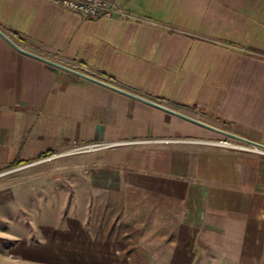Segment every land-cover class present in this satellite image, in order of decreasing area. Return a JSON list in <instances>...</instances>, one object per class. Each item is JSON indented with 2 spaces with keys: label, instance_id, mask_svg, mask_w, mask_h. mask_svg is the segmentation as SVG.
Returning a JSON list of instances; mask_svg holds the SVG:
<instances>
[{
  "label": "crops",
  "instance_id": "0c3cea01",
  "mask_svg": "<svg viewBox=\"0 0 264 264\" xmlns=\"http://www.w3.org/2000/svg\"><path fill=\"white\" fill-rule=\"evenodd\" d=\"M110 1L133 17L0 0V172L97 145L32 170L264 253V154L210 142L264 141V0Z\"/></svg>",
  "mask_w": 264,
  "mask_h": 264
},
{
  "label": "rangeland",
  "instance_id": "374dc122",
  "mask_svg": "<svg viewBox=\"0 0 264 264\" xmlns=\"http://www.w3.org/2000/svg\"><path fill=\"white\" fill-rule=\"evenodd\" d=\"M50 152L0 172V264H264V253H241L234 243L227 252L197 237L185 222L180 236L174 231L172 237L171 224L156 221L153 205L143 214L133 200L120 213L113 197L105 196L93 206L96 197L85 191L76 196L43 169L32 170L59 159H49Z\"/></svg>",
  "mask_w": 264,
  "mask_h": 264
},
{
  "label": "built area",
  "instance_id": "2783aa9c",
  "mask_svg": "<svg viewBox=\"0 0 264 264\" xmlns=\"http://www.w3.org/2000/svg\"><path fill=\"white\" fill-rule=\"evenodd\" d=\"M47 3H51L60 6L65 9L73 10L81 14L85 19L96 18H112V17H133V15L120 3L110 0H44ZM264 136V129L262 131ZM214 145L225 146L231 149H239L249 152H255L264 154V141L248 140L247 142H239L235 140L220 139L216 141H210ZM114 143H104L103 146H111ZM97 147V145H84L73 150H67L66 152H81L88 151ZM64 152V153H66ZM64 153L50 152V158L59 157Z\"/></svg>",
  "mask_w": 264,
  "mask_h": 264
},
{
  "label": "water",
  "instance_id": "95a60500",
  "mask_svg": "<svg viewBox=\"0 0 264 264\" xmlns=\"http://www.w3.org/2000/svg\"><path fill=\"white\" fill-rule=\"evenodd\" d=\"M0 32H2V31H0ZM3 34H5L4 32H2ZM47 61H49V62H51V63H53V64H55V65H59V66H61V67H63V68H66V69H68V70H70V71H72V72H74V73H76V74H79V75H81V76H83V77H87V78H92V79H94L93 77H91V76H89V75H87V74H84V73H81V72H78V71H76V70H74V69H71V68H68V67H65V66H62V65H60V64H58V63H56V62H54V61H51V60H49V59H46ZM98 80V79H97ZM118 88V87H117ZM122 90V89H121Z\"/></svg>",
  "mask_w": 264,
  "mask_h": 264
}]
</instances>
